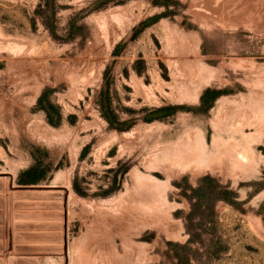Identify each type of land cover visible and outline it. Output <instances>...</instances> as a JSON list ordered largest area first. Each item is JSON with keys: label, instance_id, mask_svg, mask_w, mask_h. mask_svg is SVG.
I'll use <instances>...</instances> for the list:
<instances>
[{"label": "rangeland", "instance_id": "rangeland-1", "mask_svg": "<svg viewBox=\"0 0 264 264\" xmlns=\"http://www.w3.org/2000/svg\"><path fill=\"white\" fill-rule=\"evenodd\" d=\"M0 264H264V0H0Z\"/></svg>", "mask_w": 264, "mask_h": 264}, {"label": "crops", "instance_id": "crops-1", "mask_svg": "<svg viewBox=\"0 0 264 264\" xmlns=\"http://www.w3.org/2000/svg\"><path fill=\"white\" fill-rule=\"evenodd\" d=\"M0 256L4 257V253H0Z\"/></svg>", "mask_w": 264, "mask_h": 264}, {"label": "water", "instance_id": "water-1", "mask_svg": "<svg viewBox=\"0 0 264 264\" xmlns=\"http://www.w3.org/2000/svg\"><path fill=\"white\" fill-rule=\"evenodd\" d=\"M0 262H1V260H0Z\"/></svg>", "mask_w": 264, "mask_h": 264}]
</instances>
